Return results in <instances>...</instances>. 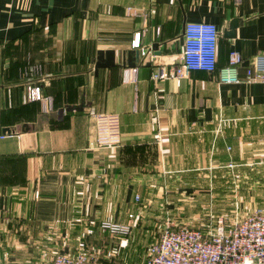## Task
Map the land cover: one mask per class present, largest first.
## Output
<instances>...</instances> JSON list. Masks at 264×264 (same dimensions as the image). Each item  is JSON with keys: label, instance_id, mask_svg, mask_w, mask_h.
<instances>
[{"label": "crops", "instance_id": "obj_1", "mask_svg": "<svg viewBox=\"0 0 264 264\" xmlns=\"http://www.w3.org/2000/svg\"><path fill=\"white\" fill-rule=\"evenodd\" d=\"M234 18V36H224ZM200 20L219 27L216 68L152 78L181 62L184 23ZM107 50L111 65L101 64ZM230 50L241 56L238 81L220 77ZM123 61H137L135 83L122 81ZM30 84L51 107L28 98ZM99 111L118 113L121 146L90 145ZM189 138L211 143L201 166L178 161L175 145ZM217 166L233 177L235 211L264 205V0H0V264H51L81 247L98 264H144L145 214L157 211L153 229L183 199L180 177ZM212 180L200 189L211 192ZM130 211L127 234L100 226Z\"/></svg>", "mask_w": 264, "mask_h": 264}, {"label": "built area", "instance_id": "obj_2", "mask_svg": "<svg viewBox=\"0 0 264 264\" xmlns=\"http://www.w3.org/2000/svg\"><path fill=\"white\" fill-rule=\"evenodd\" d=\"M219 27L216 23L200 20L186 21L183 27L181 62L172 66H160L152 73V78L181 77L193 69L213 70L217 62ZM139 45V32H135L131 45ZM241 60L236 50H230L228 65L220 69L223 81H238L236 66ZM256 69H263L260 57L254 59ZM247 69V79H257ZM122 81H137V67L127 66L122 70ZM28 98L45 99L49 107L50 99L42 95L38 84L28 85ZM96 131L90 145L94 149H114L122 145V135L118 113L99 111L95 115ZM156 136L159 133L155 134ZM229 148V145H228ZM232 166L233 163H229ZM134 201H140V194L134 193ZM126 221L106 217L100 226L112 234L125 235L130 232L133 212H128ZM227 222V221H226ZM218 221L216 226L202 229L182 222H169L161 227L159 235L144 247V264H264V205H256L240 215L235 211L233 220ZM97 252L81 247L76 251H59L51 264H98Z\"/></svg>", "mask_w": 264, "mask_h": 264}, {"label": "rangeland", "instance_id": "obj_3", "mask_svg": "<svg viewBox=\"0 0 264 264\" xmlns=\"http://www.w3.org/2000/svg\"><path fill=\"white\" fill-rule=\"evenodd\" d=\"M219 129V128H218ZM221 128L219 129L218 135L215 138L214 142V149L213 153L217 150L218 147L220 149L221 145L217 144V138L219 136ZM214 131V130H213ZM194 139H188L185 140L184 143H178L175 145V149L177 150V147L179 148L178 152H182L181 159L178 160L185 165H191L195 163L196 166H201L202 163L206 162L202 161L203 159H207L206 153L208 148L211 149V143L207 145V141H193ZM225 146V143H223ZM232 148H229L231 150ZM186 151V152H184ZM196 152L198 155V158L196 159ZM203 156V157H202ZM202 161V162H201ZM177 163V162H176ZM227 167H215L217 170H213V172H209L205 168H200L197 170L192 171H201V174L197 176L199 183L197 181L193 180V176H184L180 177L182 186L179 189L185 190L186 192H182L181 194H177L182 196L183 199L180 201H177V207L166 209L165 212H162L159 217H156L157 223L159 225L154 226L153 229H150L151 226L147 229L144 227L145 232L143 233L144 240L141 242L142 245H146L150 241L154 240L155 237L159 235L161 227L164 225L165 221L168 219L169 222H182L187 223L189 225L193 226H199L202 229L207 230L208 228L216 226L218 224V221L225 220L226 223H229L233 220L235 209H239L242 205L238 201V195L231 194L229 196L226 195V193L231 192L230 189L233 188L234 182L233 177L226 176ZM215 171V172H214ZM214 174V175H213ZM212 178L211 184L213 185L212 191H207L200 188H207V181L209 178ZM235 178V183L237 182ZM228 179V181H225ZM196 182V183H194ZM194 183V184H191ZM229 186V187H228ZM236 187V186H235ZM235 191V190H234ZM229 197V199H228ZM168 199L170 198H176L173 196H167ZM225 199V200H224ZM237 205L238 207H236ZM235 207V208H234ZM247 208H245L246 210ZM244 210V207H243ZM150 216L149 220L146 221L148 223H151L152 225V219H154V215L157 213V211L152 208L148 210ZM239 212V214H241ZM146 222L144 225H146ZM154 224V223H153ZM146 229L148 231H146ZM145 234V235H144ZM143 249V246L141 247V250ZM98 250V249H97ZM106 260H109L107 257ZM116 261V258H115ZM108 264H112L111 261Z\"/></svg>", "mask_w": 264, "mask_h": 264}, {"label": "water", "instance_id": "obj_4", "mask_svg": "<svg viewBox=\"0 0 264 264\" xmlns=\"http://www.w3.org/2000/svg\"><path fill=\"white\" fill-rule=\"evenodd\" d=\"M238 21H239V19H237V18H234V19H232L231 21H230V24H229V28L228 29H225L224 31H223V35L224 36H227V37H231V36H234V34H235V28H236V26L238 25ZM107 52V56H109V58H111L110 60H108L109 62H106V63H101V64H103V65H111V64H113L114 63V61H113V59H114V51L113 50H107L106 51ZM134 54H135V58H136V60L138 59V50H136V49H134ZM124 62V61H123ZM137 61L136 62H134V61H128L127 63H123V66L124 67H127V66H136L137 64ZM100 65V62H97V67ZM6 130H11L9 127L8 128H6Z\"/></svg>", "mask_w": 264, "mask_h": 264}, {"label": "trees", "instance_id": "obj_5", "mask_svg": "<svg viewBox=\"0 0 264 264\" xmlns=\"http://www.w3.org/2000/svg\"><path fill=\"white\" fill-rule=\"evenodd\" d=\"M215 68H216V66H215ZM215 68H214V69H215ZM214 69H213V70H214ZM230 191H231V192H228L227 196H229V195H231V194H233V196H234V191H233V189H230ZM228 199H229V197H228ZM139 203H140V201H139ZM240 215H243V214H240ZM149 216H150L149 212L145 214V218H146V220L150 219ZM140 223H141V222H139V223L137 224V226H139ZM150 226H151V223H148V222H146V225L143 224V227H146V228H147V227H150ZM88 242H89L91 245H96V246H97V238H96V237H93L90 241L88 240ZM96 248H97V247H96ZM144 261H145V260H144Z\"/></svg>", "mask_w": 264, "mask_h": 264}]
</instances>
